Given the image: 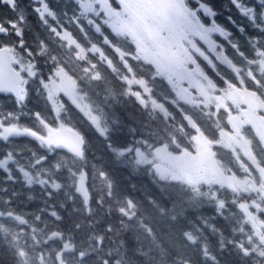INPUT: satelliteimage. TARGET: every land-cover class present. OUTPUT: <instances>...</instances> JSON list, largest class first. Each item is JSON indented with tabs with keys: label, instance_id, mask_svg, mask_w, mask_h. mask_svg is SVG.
<instances>
[{
	"label": "snow or ice",
	"instance_id": "obj_1",
	"mask_svg": "<svg viewBox=\"0 0 264 264\" xmlns=\"http://www.w3.org/2000/svg\"><path fill=\"white\" fill-rule=\"evenodd\" d=\"M0 2L15 14L0 20V36L16 37L0 40V93L14 94L18 106L0 107L2 264H232L233 257L264 264V0H229L257 32L248 35L226 17L247 37L251 55L217 21L211 0H75L68 20L83 42L48 0H32L47 39L37 35L31 45L18 0ZM70 64L78 72L70 74ZM30 83L54 117L24 111ZM164 84L168 91L158 92ZM61 94L104 141V163ZM133 97L146 120L119 113L121 100ZM20 138L37 141L45 154ZM115 169L143 171L161 185L160 195L146 192L145 204L126 194ZM35 186L43 207L18 211L14 204L36 198ZM204 205L215 216L178 226Z\"/></svg>",
	"mask_w": 264,
	"mask_h": 264
},
{
	"label": "trees",
	"instance_id": "obj_2",
	"mask_svg": "<svg viewBox=\"0 0 264 264\" xmlns=\"http://www.w3.org/2000/svg\"><path fill=\"white\" fill-rule=\"evenodd\" d=\"M20 9H23L24 14L27 19V25L25 27V39L26 41L31 45L33 44V38L35 36H39L42 39H47V32L44 29V27L39 23L37 14L33 11V8L36 6L33 4L32 0H18ZM50 7L58 14V16L61 19V23L66 27L69 31L73 33L74 36H76L78 39H80L83 42V34L79 32V29L76 27L75 23L72 22L70 23L68 20V17H71L74 12L78 11L77 10V5L75 4L74 0H48ZM249 5H254L260 2V0H247ZM211 3L215 6V9L219 12V15L216 17L217 21L225 25L228 29H230L234 37L239 41L241 45V50L245 51L246 54L251 55L249 48L250 46L247 43V37L241 35L226 19L227 16L231 15L233 19H235L238 23L244 24L246 26V31L248 35H257V32L255 29H253L251 26L247 25V21L243 20L237 10L229 3V0H211ZM67 14L66 16L64 14ZM15 14L14 12L8 7L5 6L2 2H0V20H9V19H14ZM50 22L54 23L53 21ZM206 23L208 21H205ZM84 26L87 27V21H83ZM104 29H108L106 26H104ZM107 32V31H105ZM107 34H109L107 32ZM89 35L95 39L97 38L95 32L91 30L89 32ZM214 38H217L216 35ZM222 39V38H221ZM0 40H4L5 42L15 41L16 37L14 34L9 38V37H4L0 36ZM228 54L231 56L232 55V50L229 49ZM41 65H43V60L40 61ZM135 64V62H132ZM223 67V66H222ZM210 70V69H209ZM208 70V71H209ZM44 74L47 75L48 69L45 67L43 69ZM68 71L70 74L73 73V71H77L76 66L74 64H70L68 67ZM210 75H214L211 73V70L209 71ZM26 75V74H25ZM157 84H161L159 79L157 80ZM37 84L36 83H30L28 85H25V87L29 91L28 98L25 101L26 107L24 108L25 112H36L40 111L42 114H45L49 117H54L55 113L51 111V104L48 103L46 104L45 100L41 97H39L36 92ZM113 86L119 91L121 89V83L119 81H114ZM158 92L164 93L167 92V86H161L158 89ZM61 101L66 103L67 107L73 114V120L78 121L77 127H79L84 133L87 134V137L90 141V144L92 145L93 150L96 152L97 157H104V160L98 161L99 163H104L108 157L105 155V149L103 148L104 141L102 138L98 137L97 134L94 133L93 130H91L86 122V118L82 117V114L78 112V110L75 108L74 105L71 104V101L67 99L66 96H63L61 94ZM0 103L2 105V108L5 112L7 111H13L17 109V105L15 104V99L10 96L9 94L6 93H0ZM118 111L122 115V117L131 122L132 118H135L137 121H144L147 119V114L142 111L138 103L135 101V98L131 99H122L121 103L118 105ZM223 113L221 112V116L223 117ZM179 118V117H178ZM197 118L200 119L202 122L206 120L204 117H199L197 115ZM215 119V118H213ZM30 121L27 117L22 118V123H30ZM218 136V133H217ZM38 150L41 151V148L38 147ZM214 150H219V151H225L222 149H214ZM42 153V152H40ZM64 155L65 153L62 152ZM226 158L228 153H225ZM91 158V157H90ZM112 170V169H110ZM91 170L89 169V172ZM115 178L118 181L122 182V186L127 188V193L134 198L143 201L145 204H147V201L145 199V194L146 192L149 194H152L153 196H159L161 192V185L155 184L153 182L152 177L148 176L146 173L143 171L137 174H134L132 176H129L128 170L124 169H115ZM136 185L135 190L131 188V185ZM57 200H62L63 199V193H59V195L56 198ZM78 206V205H77ZM93 206H95L93 204ZM170 206V204H169ZM14 207H17V210H23L26 212L25 208L21 209V206L19 205H14ZM73 207L72 203L69 202L68 208L71 209ZM67 220L68 213L63 212L61 213ZM207 216V217H213L215 216V210L209 205H204L202 206L198 211L195 210H189L187 213L186 219L182 215L179 220V225L178 226H187L189 224H198V217L199 216ZM213 223L217 225V227L223 228L225 226V221L221 219L220 217H216L213 220ZM206 235H209V238L212 240L213 244L215 243V238L211 237L210 234L206 233ZM2 243V241H0ZM3 254V248H0V255ZM232 259V264H239V259L238 258H231ZM2 264V262H0Z\"/></svg>",
	"mask_w": 264,
	"mask_h": 264
},
{
	"label": "flooded vegetation",
	"instance_id": "obj_3",
	"mask_svg": "<svg viewBox=\"0 0 264 264\" xmlns=\"http://www.w3.org/2000/svg\"><path fill=\"white\" fill-rule=\"evenodd\" d=\"M106 26V25H105ZM107 27V26H106ZM108 28V27H107ZM94 31V29H93ZM104 31H107L108 33H111V29L108 28V29H104ZM107 32H105V34H107ZM98 34H96L97 36ZM96 40V39H95ZM210 71V70H209ZM0 107H2L1 103H0ZM30 122V121H28ZM16 143H19V144H27L28 146H30L32 149H35L37 152H39V154L41 155H44L45 154V150L41 149V151H39L37 149L36 146L40 147L39 146V143L37 141H34V140H31L30 138H20L18 139L17 141H15ZM6 150V147L3 143H0V151H4ZM42 152V153H40ZM65 153V152H64ZM62 151L58 152L57 155H62ZM49 158L50 159H56L57 156L56 155H51L49 154ZM14 187L16 188H19L20 185L19 184H16L14 185ZM33 194L34 196L36 197L34 200L32 201H25L23 204H20L19 202H17L16 204L14 205H19L21 206V209H24L26 210V212H35L37 211L38 209H40L41 207H43V204H42V201H41V196H40V188L38 186H35L34 187V191H33ZM23 199V198H22ZM52 201H50L51 203ZM27 204V205H26ZM13 205V206H14ZM30 210V211H29Z\"/></svg>",
	"mask_w": 264,
	"mask_h": 264
},
{
	"label": "rangeland",
	"instance_id": "obj_4",
	"mask_svg": "<svg viewBox=\"0 0 264 264\" xmlns=\"http://www.w3.org/2000/svg\"><path fill=\"white\" fill-rule=\"evenodd\" d=\"M75 1V0H74ZM76 4V3H75ZM114 6H116V7H118V4H114ZM78 10V9H77ZM215 35V34H214ZM198 39V38H197ZM201 44H203V42L201 41L200 42ZM205 47H207L206 45H204ZM162 86H166V84H164V85H162ZM63 95V94H62ZM67 99H68V97H67ZM70 101V100H69ZM214 110V109H213Z\"/></svg>",
	"mask_w": 264,
	"mask_h": 264
},
{
	"label": "water",
	"instance_id": "obj_5",
	"mask_svg": "<svg viewBox=\"0 0 264 264\" xmlns=\"http://www.w3.org/2000/svg\"><path fill=\"white\" fill-rule=\"evenodd\" d=\"M9 94H11L12 96H14V94H12V93H9ZM15 97V96H14ZM64 151H67V150H64Z\"/></svg>",
	"mask_w": 264,
	"mask_h": 264
},
{
	"label": "bare ground",
	"instance_id": "obj_6",
	"mask_svg": "<svg viewBox=\"0 0 264 264\" xmlns=\"http://www.w3.org/2000/svg\"><path fill=\"white\" fill-rule=\"evenodd\" d=\"M27 205V204H26ZM30 211V210H29Z\"/></svg>",
	"mask_w": 264,
	"mask_h": 264
}]
</instances>
